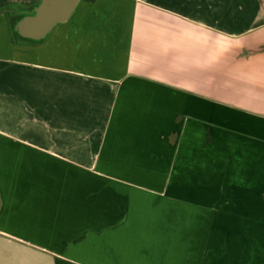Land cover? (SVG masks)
<instances>
[{"label": "crops", "instance_id": "0c3cea01", "mask_svg": "<svg viewBox=\"0 0 264 264\" xmlns=\"http://www.w3.org/2000/svg\"><path fill=\"white\" fill-rule=\"evenodd\" d=\"M0 0V264H264V0H79L45 39Z\"/></svg>", "mask_w": 264, "mask_h": 264}, {"label": "water", "instance_id": "95a60500", "mask_svg": "<svg viewBox=\"0 0 264 264\" xmlns=\"http://www.w3.org/2000/svg\"><path fill=\"white\" fill-rule=\"evenodd\" d=\"M79 0H40L31 13L22 16L14 30L23 40L40 41L51 33L58 23L72 15Z\"/></svg>", "mask_w": 264, "mask_h": 264}, {"label": "trees", "instance_id": "16d2710c", "mask_svg": "<svg viewBox=\"0 0 264 264\" xmlns=\"http://www.w3.org/2000/svg\"><path fill=\"white\" fill-rule=\"evenodd\" d=\"M22 16H23V15L18 16V17H16V18L10 20V27H11V31H12L11 34H12V37H13L14 40H23V38L19 37V36L17 35V32L14 30V26H15L16 22H17ZM23 17H24V16H23ZM23 41H27V40H23ZM31 42H36V41H31ZM37 42H38V41H37Z\"/></svg>", "mask_w": 264, "mask_h": 264}]
</instances>
